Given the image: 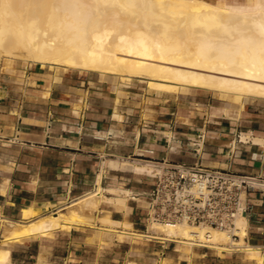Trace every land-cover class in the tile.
Returning a JSON list of instances; mask_svg holds the SVG:
<instances>
[{"label":"crops","instance_id":"0c3cea01","mask_svg":"<svg viewBox=\"0 0 264 264\" xmlns=\"http://www.w3.org/2000/svg\"><path fill=\"white\" fill-rule=\"evenodd\" d=\"M24 62L0 71V241L5 218L20 219L30 205L49 213L93 189L99 172L107 196H115L108 188L129 190L125 210L113 201H101L100 210L143 231L154 178L121 167L123 162L198 161L264 178L262 98L241 104L195 87L149 90L137 78L122 84L116 74ZM200 133L205 136L197 155L189 143ZM247 198L245 241L264 249V190ZM98 225L13 242L10 258L17 264H243L234 252L197 247L186 254L162 240L150 249L152 243L120 239L127 237Z\"/></svg>","mask_w":264,"mask_h":264},{"label":"bare ground","instance_id":"6f19581e","mask_svg":"<svg viewBox=\"0 0 264 264\" xmlns=\"http://www.w3.org/2000/svg\"><path fill=\"white\" fill-rule=\"evenodd\" d=\"M142 1L166 4L173 22L161 21L160 29H156L146 21L144 25L129 21L119 38L113 40L109 35L122 23L123 10L111 0H0V57L119 74L125 80L135 77L150 88L165 91L195 87L241 104L253 98L264 99V0ZM170 27L176 30L170 32ZM120 165L137 172L154 170L150 163ZM101 178L99 172L93 189L49 213L30 205L21 211L20 219L4 217L7 229L1 239L0 264H17L10 258L9 245L13 242L52 235L58 228L94 226L96 221L100 228L121 236L178 242L186 254L192 253L193 245H207L220 253L242 249L254 264H264L262 247L245 241L246 215L235 219L237 239L225 229L186 221L164 223L154 218L148 220L146 230H134L130 222L114 220L108 210H100L101 201H113L125 210L129 194L126 188L114 187L106 190L115 196H107ZM51 206L48 204L46 210Z\"/></svg>","mask_w":264,"mask_h":264},{"label":"built area","instance_id":"2783aa9c","mask_svg":"<svg viewBox=\"0 0 264 264\" xmlns=\"http://www.w3.org/2000/svg\"><path fill=\"white\" fill-rule=\"evenodd\" d=\"M200 133L189 145L196 154L204 142ZM171 139L166 138L167 146ZM232 140L228 150H235ZM152 153L153 149H147ZM141 160L132 157L134 160ZM148 161L153 167L154 182L146 195L148 210L146 221L151 218L164 223L186 221L221 228L237 239L235 219L250 210L247 193L264 190V178L237 173L225 168L210 167L200 162H175L166 158ZM208 247L207 245H200Z\"/></svg>","mask_w":264,"mask_h":264},{"label":"rangeland","instance_id":"374dc122","mask_svg":"<svg viewBox=\"0 0 264 264\" xmlns=\"http://www.w3.org/2000/svg\"><path fill=\"white\" fill-rule=\"evenodd\" d=\"M211 1H219L220 3H226V2H228V3H245L246 2V0H211ZM110 3L115 5V6L121 7L123 10V12L121 13L122 23H120L118 25L117 30H112L110 35H109V37H111V39H113V40L119 38L121 32H123L124 28L126 27V25L129 21H137V23L141 24V25H144L145 21H146V23L153 25L152 27H154L156 29H160L159 23L161 21L173 22V19L171 17V11H170L169 7H167L166 4H158L156 2H153L150 4L149 2H147V1L143 2L142 0H133V3L123 2L120 0H111ZM167 29L170 32H174L176 30L174 27H170ZM1 57H0V71L5 70L8 67L11 68V67H15L21 63L22 64L26 63L23 60L11 59V58H8L6 56H1ZM45 66L46 65H43L42 67H45ZM114 76L119 78L121 80L122 84L131 83V81H133V78H135V77H133L130 80H125V79H122L121 77H119L120 76L119 74H116ZM140 83H143V85L146 86L147 82L142 81L140 79ZM150 89L151 88H149V90ZM95 221H96V219H95ZM147 224H148V221L145 220V225L143 227V230L147 229ZM120 227H121V225H120ZM5 229H7L6 226H5ZM138 231H142V230H138ZM119 236L120 237H127V238H120V239H129L133 242H137V241L145 242V241H147L150 245L152 243V246H150V249H152V248L155 249V246H156L155 244H157L155 242V240H161L159 238H149V239L138 238L134 235H126V236L119 235ZM163 242H164L163 244H167L169 248L176 247L179 251H182L181 250L182 247L180 246L181 244L178 242H174V241H170V240H165ZM0 243H1L0 244V246H1L2 242L0 241ZM197 247L209 249V250L210 249L215 250L219 254H221L216 248H212V247L208 248V247H203L200 245H193L192 250L193 249L196 250ZM222 252H227V253H233L234 252V253L238 254V256L243 259V264H254L255 263L254 260L246 258L245 251H243L242 249L223 250ZM262 252L264 254L263 248H262ZM160 263H167V261L165 259H163V260H160Z\"/></svg>","mask_w":264,"mask_h":264}]
</instances>
